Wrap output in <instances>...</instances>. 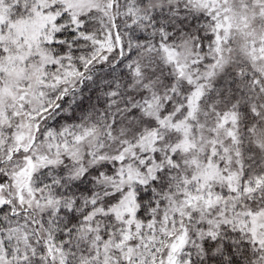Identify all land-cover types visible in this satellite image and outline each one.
<instances>
[{
    "label": "snow or ice",
    "instance_id": "6c2138e0",
    "mask_svg": "<svg viewBox=\"0 0 264 264\" xmlns=\"http://www.w3.org/2000/svg\"><path fill=\"white\" fill-rule=\"evenodd\" d=\"M0 264H264V0H0Z\"/></svg>",
    "mask_w": 264,
    "mask_h": 264
}]
</instances>
